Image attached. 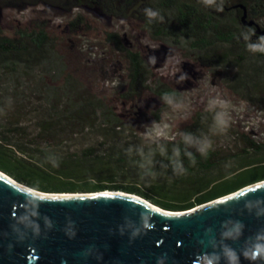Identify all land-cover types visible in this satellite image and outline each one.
Here are the masks:
<instances>
[{
    "label": "trees",
    "instance_id": "obj_1",
    "mask_svg": "<svg viewBox=\"0 0 264 264\" xmlns=\"http://www.w3.org/2000/svg\"><path fill=\"white\" fill-rule=\"evenodd\" d=\"M15 1L52 5L68 15L94 5L106 16L134 22L151 39L185 51L204 68L232 67L226 86L264 107V54L247 47L262 36L240 22L241 6L245 19L264 29V22L254 21L264 17V0H222V11L203 0ZM86 25L83 14H75L65 32ZM249 30L253 34L245 39ZM103 36L126 63L119 99L131 102L148 93L157 100L155 120L182 101V93L156 77L139 51L124 46L114 32ZM219 120L212 110L196 111L177 138L149 142L109 100L67 71L56 38L44 28L19 29L12 37L0 30V170L34 189L93 192L107 183L163 209L186 210L264 179V142L233 131L237 145L216 147ZM75 138L95 143L68 150Z\"/></svg>",
    "mask_w": 264,
    "mask_h": 264
},
{
    "label": "water",
    "instance_id": "obj_2",
    "mask_svg": "<svg viewBox=\"0 0 264 264\" xmlns=\"http://www.w3.org/2000/svg\"><path fill=\"white\" fill-rule=\"evenodd\" d=\"M0 264H264V179L167 210L120 190L40 191L0 170Z\"/></svg>",
    "mask_w": 264,
    "mask_h": 264
},
{
    "label": "rangeland",
    "instance_id": "obj_3",
    "mask_svg": "<svg viewBox=\"0 0 264 264\" xmlns=\"http://www.w3.org/2000/svg\"><path fill=\"white\" fill-rule=\"evenodd\" d=\"M19 4L15 0L7 3L0 0V30L3 34L12 37L19 29L44 28L56 38L57 48L65 56L67 71L93 94L109 100L143 139L149 142L175 139L194 112L212 110L226 122L214 138L216 147L228 149L237 145L233 131L264 142V107L240 98L226 86L232 67L204 68L185 51L151 39L136 23L106 16L94 5L73 10L68 15V11L52 5ZM75 14H83L87 28L68 34L65 25ZM254 21L260 26L264 17ZM103 32L116 33L124 46L139 51L156 77L182 93V101L171 104L155 120L151 112L158 106L157 100L148 93L131 102L119 99L117 94L126 81V63L121 54L104 40ZM93 139L75 138L66 147L74 150L93 142ZM106 184L97 191L118 190Z\"/></svg>",
    "mask_w": 264,
    "mask_h": 264
},
{
    "label": "clouds",
    "instance_id": "obj_4",
    "mask_svg": "<svg viewBox=\"0 0 264 264\" xmlns=\"http://www.w3.org/2000/svg\"><path fill=\"white\" fill-rule=\"evenodd\" d=\"M203 2L206 5L215 6L218 11H222V0H221V3L219 5L216 3V0H203ZM146 12L148 13L149 16H155L154 12H151L147 9H146ZM252 34H253L252 31L249 30L245 36V39H250V36ZM247 47L252 52H260V53L264 54V37H259L258 42H256V43H251V42L248 43ZM218 123L223 126V125H225L226 122L221 118L218 121Z\"/></svg>",
    "mask_w": 264,
    "mask_h": 264
},
{
    "label": "bare ground",
    "instance_id": "obj_5",
    "mask_svg": "<svg viewBox=\"0 0 264 264\" xmlns=\"http://www.w3.org/2000/svg\"><path fill=\"white\" fill-rule=\"evenodd\" d=\"M177 213H181V212H178V211H167L166 212L167 215H176Z\"/></svg>",
    "mask_w": 264,
    "mask_h": 264
}]
</instances>
